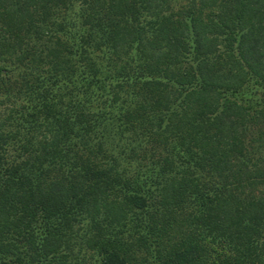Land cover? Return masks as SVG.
Listing matches in <instances>:
<instances>
[{"label":"trees","instance_id":"obj_1","mask_svg":"<svg viewBox=\"0 0 264 264\" xmlns=\"http://www.w3.org/2000/svg\"><path fill=\"white\" fill-rule=\"evenodd\" d=\"M0 264H264V0H0Z\"/></svg>","mask_w":264,"mask_h":264}]
</instances>
